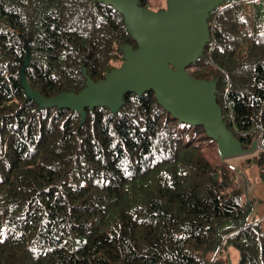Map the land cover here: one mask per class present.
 Listing matches in <instances>:
<instances>
[{"label": "trees", "instance_id": "obj_1", "mask_svg": "<svg viewBox=\"0 0 264 264\" xmlns=\"http://www.w3.org/2000/svg\"><path fill=\"white\" fill-rule=\"evenodd\" d=\"M258 2L222 0L208 12L209 40L188 73L215 82L241 146L260 141L245 161L264 180ZM137 5L158 12L167 0ZM127 46L137 48L111 3L0 0V264H264V231L239 169L203 125L180 122L151 89L124 93L116 111L88 107L82 119L40 107L22 84L23 68L43 97L78 93L118 68Z\"/></svg>", "mask_w": 264, "mask_h": 264}, {"label": "water", "instance_id": "obj_2", "mask_svg": "<svg viewBox=\"0 0 264 264\" xmlns=\"http://www.w3.org/2000/svg\"><path fill=\"white\" fill-rule=\"evenodd\" d=\"M101 1L113 4L124 15L137 48L125 47L124 62L103 79L87 78L82 91L50 98L30 87L22 68V84L40 107L70 108L84 119L88 107L107 106L116 111L124 93L151 89L158 103L180 122L204 126L221 160L257 151V139L250 147L241 146L226 128L214 97L215 82L191 77L186 70L209 40L208 12L222 0H167L166 9L158 12L139 7L137 0Z\"/></svg>", "mask_w": 264, "mask_h": 264}, {"label": "crops", "instance_id": "obj_3", "mask_svg": "<svg viewBox=\"0 0 264 264\" xmlns=\"http://www.w3.org/2000/svg\"><path fill=\"white\" fill-rule=\"evenodd\" d=\"M254 153H252L253 155ZM250 154L240 156L247 158ZM237 157L230 158L236 159ZM241 171V178L249 184L247 188L248 197L253 202L252 218L261 224L264 230V180L259 179V167L256 165L247 164Z\"/></svg>", "mask_w": 264, "mask_h": 264}, {"label": "rangeland", "instance_id": "obj_4", "mask_svg": "<svg viewBox=\"0 0 264 264\" xmlns=\"http://www.w3.org/2000/svg\"><path fill=\"white\" fill-rule=\"evenodd\" d=\"M154 2H155V4H159V3H163L164 2V0H154ZM262 2H258V4H259V6H258V8L262 11V13L264 12V5H262L261 4ZM194 67H189V68H187L188 70L187 71H190V70H192ZM215 148L214 147H212V149L211 150H209V149H207V154L210 156V157H212L213 159H215V161H217V158H216V156H215ZM256 154V153H255ZM254 155V154H253ZM252 154H250L249 155V157H252L253 156ZM226 163H228L230 166H232V167H236V168H238L239 169V172H238V175H239V177H238V182H239V184L243 187V189L244 190H246L247 191V188L249 187V184L248 183H245L244 181H243V179L240 177V172L241 171H243L242 169L244 168V167H246V165L248 164V163H246V161H245V158L244 157H237L236 159H226V161H225ZM252 165L254 164V163H251ZM254 165H256V164H254ZM257 167H258V165H256ZM260 224V223H259ZM260 226H261V224H260ZM261 229H262V227H261ZM263 230V229H262ZM264 231V230H263ZM225 251H227L228 252V254H229V256H235V254L237 255L238 254V252H237V250L234 248V247H232V246H229V247H227L226 249H225ZM225 251H223V254L224 255H222L223 257H225L226 256V254H227V252H225ZM212 253H210V254H208V257H211L212 258Z\"/></svg>", "mask_w": 264, "mask_h": 264}, {"label": "built area", "instance_id": "obj_5", "mask_svg": "<svg viewBox=\"0 0 264 264\" xmlns=\"http://www.w3.org/2000/svg\"><path fill=\"white\" fill-rule=\"evenodd\" d=\"M258 147L261 149L260 141L258 140Z\"/></svg>", "mask_w": 264, "mask_h": 264}, {"label": "clouds", "instance_id": "obj_6", "mask_svg": "<svg viewBox=\"0 0 264 264\" xmlns=\"http://www.w3.org/2000/svg\"><path fill=\"white\" fill-rule=\"evenodd\" d=\"M188 68H189V67H188ZM193 69H195V67H194ZM193 69H192V70H193ZM186 70H188V69H186ZM259 149H260V148L258 147L257 150H259ZM256 152H257V151H256ZM256 152H254V154H255ZM246 183H247V182H246Z\"/></svg>", "mask_w": 264, "mask_h": 264}]
</instances>
